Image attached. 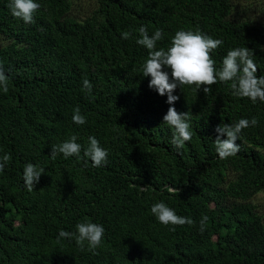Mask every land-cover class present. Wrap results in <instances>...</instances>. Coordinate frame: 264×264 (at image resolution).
I'll return each mask as SVG.
<instances>
[{
	"label": "trees",
	"instance_id": "trees-1",
	"mask_svg": "<svg viewBox=\"0 0 264 264\" xmlns=\"http://www.w3.org/2000/svg\"><path fill=\"white\" fill-rule=\"evenodd\" d=\"M94 1L79 17V0H36L35 23L26 24L0 0V64L9 77V91L0 89V156L11 155L0 171V264H264V203L256 202L264 192V102L233 97L225 83L207 94L177 87L174 107L189 112L192 139L176 148L163 123L173 105L149 87V50L136 43L140 26L150 36L163 30L157 50L177 31L199 29L223 41L211 53L217 68L230 49L248 47L261 76L264 22L237 13V0ZM129 30L132 38H122ZM76 107L83 125L73 122ZM253 117L258 124L236 141L240 151L220 159L216 126ZM73 135L81 159H53L52 146ZM90 136L108 151L105 166L84 157ZM28 163L45 170L32 191L23 179ZM158 202L194 224L163 225L151 213ZM85 221L105 229L95 252L58 238Z\"/></svg>",
	"mask_w": 264,
	"mask_h": 264
},
{
	"label": "clouds",
	"instance_id": "clouds-1",
	"mask_svg": "<svg viewBox=\"0 0 264 264\" xmlns=\"http://www.w3.org/2000/svg\"><path fill=\"white\" fill-rule=\"evenodd\" d=\"M8 7L14 17L23 20L26 24L35 23V13L40 4L36 0H9ZM136 31L139 38L136 43L149 50L148 58L142 65V75L150 76L149 87L155 89L161 96L167 95L169 107L163 117V123L174 129L171 144L176 148H182L186 142L191 141L189 112H178L174 103L179 96L174 95L177 87L183 90L185 85H195L197 89L203 88L205 94L211 91V86L217 83L230 84L233 97L248 98L255 104L257 101L264 102V75L258 76V67L253 59V52L248 47H237L230 49L222 60L219 68L211 53L218 49L223 41L215 39L210 35L196 30H179L172 37L171 44L167 49L157 50L158 41L163 39V30L156 29L153 35H149L147 26H140ZM122 38L131 39L132 31H124ZM9 77L0 64V89L3 93L9 91ZM89 95L92 93V84L88 79L83 80V89ZM73 122L83 125L86 117L81 114L80 108L74 109ZM258 120L241 118L235 123H221L216 126L215 131L219 134L214 140L216 152L220 159L235 156L240 151V139L242 130L256 126ZM226 134L227 138L222 137ZM82 145L77 143V137L52 146L51 155L55 159L57 154L62 153L67 159L76 156L81 159ZM84 157L92 161L93 167L105 166L108 162V151L100 146L95 136L88 137L87 147L83 149ZM11 155L4 153L0 156V171L10 162ZM45 172L33 163L24 167L23 179L28 191H32L35 184L39 182L41 175ZM151 213L165 226L193 225L190 217L177 215L175 210L164 202L152 205ZM209 217L203 215L200 220V231L206 229ZM76 231L68 232L60 229L58 238H74L81 251L95 252L101 246L105 229L102 224L91 221L79 222L75 226ZM175 230V227L172 229Z\"/></svg>",
	"mask_w": 264,
	"mask_h": 264
},
{
	"label": "rangeland",
	"instance_id": "rangeland-1",
	"mask_svg": "<svg viewBox=\"0 0 264 264\" xmlns=\"http://www.w3.org/2000/svg\"><path fill=\"white\" fill-rule=\"evenodd\" d=\"M236 5L239 7L237 13H247L248 16L257 22H264V0H237ZM79 4V5H78ZM76 13L79 17H86L95 8L94 0H79L76 3ZM264 203V192H261L257 198L256 202Z\"/></svg>",
	"mask_w": 264,
	"mask_h": 264
}]
</instances>
